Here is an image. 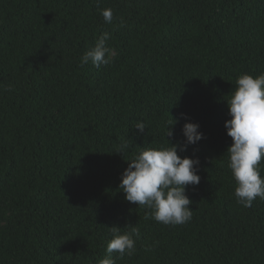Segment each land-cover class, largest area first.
Returning a JSON list of instances; mask_svg holds the SVG:
<instances>
[{
    "label": "trees",
    "instance_id": "trees-1",
    "mask_svg": "<svg viewBox=\"0 0 264 264\" xmlns=\"http://www.w3.org/2000/svg\"><path fill=\"white\" fill-rule=\"evenodd\" d=\"M104 32L111 63L81 66ZM245 73H264V0H0V264H98L113 226L139 229L116 264H264V200L237 203L226 152ZM186 122L203 135L178 152L199 160L193 216L164 225L118 186Z\"/></svg>",
    "mask_w": 264,
    "mask_h": 264
},
{
    "label": "clouds",
    "instance_id": "clouds-1",
    "mask_svg": "<svg viewBox=\"0 0 264 264\" xmlns=\"http://www.w3.org/2000/svg\"><path fill=\"white\" fill-rule=\"evenodd\" d=\"M100 11L104 22L111 24L113 10L104 8ZM109 38L110 33L101 34L94 46L81 56V66L91 62L94 67L99 68L111 63L116 52L107 46ZM226 103L231 119L226 120L224 126L232 140L226 152L228 167L236 182L234 194L238 204L250 208L257 198L264 200V176H261L260 169V164L264 161V73L256 77L247 73L240 75ZM176 122L178 121L171 119L166 136H173L170 126ZM134 128L143 133L146 126L137 121ZM198 128L197 123L186 122L182 126L183 145L167 141V146L139 150L128 161L118 187L128 202L150 210L146 212L145 219H154L158 223L172 226L183 225L192 219V201L185 190L188 186L200 183L199 160L181 157L178 152L203 138ZM129 146L125 142L115 152L122 154ZM110 231L112 239L107 243L105 256L98 264H116L113 252L118 254V258H122L125 255L131 256L136 251L134 238L139 237L137 227L122 232L121 228L113 226ZM145 251H151V246H147Z\"/></svg>",
    "mask_w": 264,
    "mask_h": 264
}]
</instances>
